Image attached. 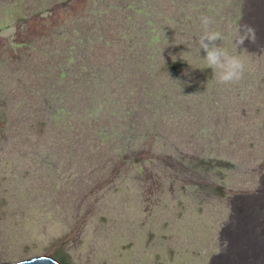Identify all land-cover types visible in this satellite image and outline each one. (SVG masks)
<instances>
[{
	"label": "rangeland",
	"instance_id": "1",
	"mask_svg": "<svg viewBox=\"0 0 264 264\" xmlns=\"http://www.w3.org/2000/svg\"><path fill=\"white\" fill-rule=\"evenodd\" d=\"M263 190L264 0H0V263L221 264Z\"/></svg>",
	"mask_w": 264,
	"mask_h": 264
},
{
	"label": "bare ground",
	"instance_id": "2",
	"mask_svg": "<svg viewBox=\"0 0 264 264\" xmlns=\"http://www.w3.org/2000/svg\"><path fill=\"white\" fill-rule=\"evenodd\" d=\"M247 202L245 209H239L222 228L221 236L228 244L221 264H264V196ZM42 257L60 264L48 255Z\"/></svg>",
	"mask_w": 264,
	"mask_h": 264
},
{
	"label": "clouds",
	"instance_id": "3",
	"mask_svg": "<svg viewBox=\"0 0 264 264\" xmlns=\"http://www.w3.org/2000/svg\"><path fill=\"white\" fill-rule=\"evenodd\" d=\"M202 32L199 36V49L203 50V67L212 70L216 82L221 85L238 84L245 75L246 61L239 55L231 54L217 42L222 40V34L213 30V19L208 15L200 17ZM258 44L259 37L255 26L247 21L241 22L232 34V42L236 48H245V42Z\"/></svg>",
	"mask_w": 264,
	"mask_h": 264
},
{
	"label": "water",
	"instance_id": "4",
	"mask_svg": "<svg viewBox=\"0 0 264 264\" xmlns=\"http://www.w3.org/2000/svg\"><path fill=\"white\" fill-rule=\"evenodd\" d=\"M42 256L43 255H36L22 260L14 262H3L0 264H56L53 260H50L49 258H44Z\"/></svg>",
	"mask_w": 264,
	"mask_h": 264
}]
</instances>
